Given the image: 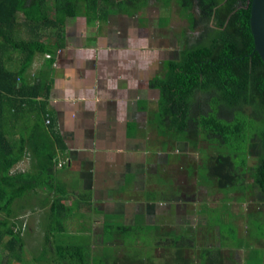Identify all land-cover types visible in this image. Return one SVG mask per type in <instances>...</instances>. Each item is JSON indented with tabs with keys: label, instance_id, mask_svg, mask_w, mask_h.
Instances as JSON below:
<instances>
[{
	"label": "trees",
	"instance_id": "trees-1",
	"mask_svg": "<svg viewBox=\"0 0 264 264\" xmlns=\"http://www.w3.org/2000/svg\"><path fill=\"white\" fill-rule=\"evenodd\" d=\"M150 1L0 0V264L6 252L14 260L23 261L26 245L23 232L27 225H22L19 212L23 209L16 203L39 189L51 190L54 182L55 141L61 142L58 138L49 142L44 133L39 135L47 111L45 102L34 101L39 96L47 97L48 87L39 88L26 78L37 54L53 53L54 47L62 44V35L54 42L45 33L61 34L69 18L82 14L101 16L100 10L107 6L140 10ZM154 1L166 9L177 2L188 20L189 30L198 32L193 42L183 48L180 58L167 68L165 77L152 84L160 92L161 134L169 133L167 137L175 143L179 142L176 138L179 133L195 144L194 149L203 148L207 184L225 192L229 187H238L242 197L249 195L247 190L255 186L262 194L259 202L263 205L264 62L255 50L248 0ZM237 3L242 6L238 8ZM22 33L25 38L20 36ZM15 63L14 69L11 66ZM30 104L39 105L41 112L29 139L21 136L19 142L12 136V130H7V123ZM203 143L213 152L209 153ZM28 150L40 160L37 173L13 171ZM251 158L256 162L253 166L249 165ZM248 172L253 184L246 182ZM212 209L209 207L208 215ZM256 213L259 228H249L244 221L243 238L247 240L241 247L224 243V240L214 245L208 238L199 243L193 233L187 240L183 236L192 230L183 229L172 243L162 244V253L155 258L147 253L143 243L133 241L137 225H122L117 233L124 247L132 251L126 250V255L117 262L108 254L99 264H155L156 259L162 264H239L236 246L242 250L245 246L248 248L244 264H264V247L258 245L259 241L264 242V227L259 223L264 211L260 208ZM69 214L70 209L62 199L54 197L38 262L94 264L89 246L58 237L67 231L65 220ZM221 222L207 221V224L211 231L218 226L220 233L226 234L222 226L227 221ZM236 226L238 230V221ZM114 228L110 222L104 225V236L109 239L114 236ZM233 233L234 238L239 236L242 240L238 231ZM162 234H158L159 240H163ZM249 238L251 244L247 243Z\"/></svg>",
	"mask_w": 264,
	"mask_h": 264
},
{
	"label": "crops",
	"instance_id": "crops-1",
	"mask_svg": "<svg viewBox=\"0 0 264 264\" xmlns=\"http://www.w3.org/2000/svg\"><path fill=\"white\" fill-rule=\"evenodd\" d=\"M165 10L154 0L140 10L107 6L101 16L69 18L61 34L45 33L54 42L62 35V44L53 53L37 54L26 78L48 87L47 97L34 100L45 102L47 111L39 135L61 144L55 141L51 190L42 188L18 201L20 218L27 216L28 206H36L40 221H50L54 197L70 209L65 221H93V228L102 231L113 221L157 226L181 215V200L166 192L172 186L169 173L184 167V155L159 130L160 92L152 84L189 45V24L184 13L175 17ZM164 13L168 23H163ZM40 112L39 105L30 104L8 121L16 141L29 139ZM39 161L28 150L13 171L36 174ZM169 201L179 208L169 209ZM34 214L26 220L38 221ZM103 238L109 239L104 232L99 241ZM111 240L118 244L116 235ZM120 243L117 251L124 247Z\"/></svg>",
	"mask_w": 264,
	"mask_h": 264
},
{
	"label": "rangeland",
	"instance_id": "rangeland-1",
	"mask_svg": "<svg viewBox=\"0 0 264 264\" xmlns=\"http://www.w3.org/2000/svg\"><path fill=\"white\" fill-rule=\"evenodd\" d=\"M168 11V10H165ZM165 16H163V23H168L170 21V16L168 13H164ZM175 16V15H174ZM178 17V16H175ZM174 18V17H172ZM179 21V19H177ZM193 35V33L191 34ZM197 35V34H195ZM21 37L25 38V35L22 33L20 35ZM192 41H190L191 43ZM158 114L157 113V119H158ZM164 132L166 130L164 129ZM167 133L164 134L167 137ZM176 138H178V141L181 142L179 143H173L174 145L178 146L181 154L184 155L182 156V162H183V168H178V167H173V169L170 171V176L172 179V186L170 189H167L166 196L167 197H178L181 195V192L183 190L187 189L191 196L194 195V201H197L194 203V201L188 202V198H185L184 201H181L183 205H185V208L187 206L189 207V210L191 211L190 214L192 215L195 214V211L203 217L207 218V221H216V223H219L221 221H227L224 226H222L225 230L223 233L226 234H221V239L219 238V233H216V239L212 241V244L218 245L219 242H222L224 240V243H228L230 245H237L240 246V244L245 243L247 238H243L246 234L245 232V224L244 221L248 223L249 228H254L258 229L259 224L257 223L256 217H257V210L262 208L264 211V204L261 205L259 200L260 197H262V194L260 190L253 186V188H250L249 191V196L248 194L242 197V193L238 187H229L228 191H222L217 189L216 187L210 186L209 184L206 183L207 180V174L208 170L205 168V159H204V153H203V148L200 149V151L196 150L193 148V145H195L192 141H188L187 139L184 138V135H179V133L176 135ZM170 139V137H169ZM185 141V142H183ZM204 147H206L207 150H209V153H212L213 150L209 149V146L207 144H204ZM199 147H201V144H199ZM255 159L251 158L249 159V165L253 166L255 165ZM19 170V169H17ZM246 182L248 184H253V180L250 178L251 175L248 172L246 174ZM238 189V190H236ZM246 198V199H244ZM185 203V204H184ZM181 204V205H182ZM190 204H194L190 205ZM182 205V208L184 206ZM210 208H214L211 210L210 213ZM28 210L24 211V214H27L26 217L20 218L22 225L26 224V229L23 232V235L25 237V251L23 254V261L18 262L14 260V258L10 257L8 252H6L3 256V260L1 264H46V261L43 262H38L39 256L41 254V247L44 246L45 244V232H46V226H47V220L46 221H40L41 216H38V212L36 210V206H28ZM32 208V209H31ZM169 209H177L178 205H176L175 202H170L169 201ZM197 208V209H196ZM35 210V211H34ZM253 212V213H252ZM36 214L37 220L38 221H27L26 219H29L33 214ZM183 213V212H182ZM189 213V211L187 212ZM249 213H251L249 215ZM34 214V215H35ZM252 215V216H251ZM185 216H182L179 219V217H174L172 221H168V225L165 224L162 229H165L167 231H172L175 230L177 232H180L184 228L187 227V225L184 223L185 221ZM198 219V215H196ZM237 221H238V226L239 229L237 230ZM263 221V222H261ZM114 222V230L115 233L114 236L116 235L117 239L119 240L117 245H122L120 243L122 241L121 237L119 236L120 234L117 233L119 231L117 228L122 225V221H113ZM197 222V221H196ZM200 222V221H198ZM261 227H264V214L260 216V221H259ZM93 221H67L66 222V227L67 231L63 234H58V237L61 239H68L70 241H75L77 243H82L84 246H89L90 247V252L92 254V257L94 256V264H99L101 261L105 260V255L109 254V256L114 259H122L121 257V248L117 251L116 248V240H111L114 236L110 237V239L103 240L100 242L99 237L102 235L103 231L102 228L97 227L93 228L92 226ZM196 224V223H195ZM138 228V234L133 233L135 238H133V241L136 243L139 241L140 244L143 243V247H145V250L147 251L148 254L153 253L155 249V244L159 238L158 234L161 233L159 228L157 226H147L144 221H138L136 224ZM201 225V224H200ZM220 225H223L222 222ZM217 227H215L216 229ZM94 230V231H93ZM218 230V229H216ZM238 231L239 235L242 237L241 238L238 236L237 239L234 238V233ZM92 232L94 233V236L92 235ZM218 232V231H217ZM118 235V236H117ZM176 235V233L169 232L168 234H162L161 238L163 240L170 241L171 236ZM256 235V234H255ZM96 237V239H95ZM224 238V239H223ZM210 240H212L209 237ZM201 240V237L199 238V241ZM110 241V242H109ZM252 239L249 238L247 243L251 244ZM261 246H264L263 241H259V244ZM238 250V256L240 263L239 264H244L245 260L248 257L247 253V247H244V250L237 248ZM241 247V246H240ZM247 248V249H246ZM126 250L132 251L128 247H124V256L126 255ZM162 252L160 251L157 256L159 257ZM102 256L104 255V258ZM155 264H162L160 260L156 259ZM138 263V261H137ZM48 264H54L51 261H49Z\"/></svg>",
	"mask_w": 264,
	"mask_h": 264
},
{
	"label": "flooded vegetation",
	"instance_id": "flooded-vegetation-1",
	"mask_svg": "<svg viewBox=\"0 0 264 264\" xmlns=\"http://www.w3.org/2000/svg\"><path fill=\"white\" fill-rule=\"evenodd\" d=\"M249 1V0H248ZM237 5H238V8H240L241 6H242V4L241 3H237ZM167 10H168V12L172 15V16H174V15H179L180 13H184L183 12V9L182 8H180V6L178 5V3L177 2H174V3H171V5H170V7L169 8H167ZM193 12H195L196 11V7H194V9L192 10ZM193 33V35H191ZM187 39H186V43L187 44H189L190 43V41H192L193 42V40L197 37V35H195V34H198V32L197 31H190L189 30V28H188V30H187ZM193 194V193H192ZM192 194H190V192H188L187 191V189H185V190H183V192H181V195L180 196H178L177 198L179 199V200H181V201H184V199L185 198H188V202H190V201H194L195 199H194V195L193 196H191ZM195 202H197V201H194V203ZM185 204V203H184ZM183 205V204H182ZM190 205H194V204H190ZM184 206V208H183V210H182V212H181V215H177L176 214V217H179V219H182V218H180V217H182V216H185L184 218H185V221L186 222H184L186 225H187V227L186 228H184V229H186V230H192V231H187V233H189L187 236H183L184 237V239H187V237L188 236H190L192 233L193 234H195L196 235V237H197V240H198V242L200 243L201 242V240L203 239V238H208L209 239V237L212 239V241L213 240H215L216 239V233H219V238L221 239V233H220V231H219V228H218V226H216L217 228L216 229H218V230H210L209 229V225L207 224V218L206 217H203V216H201V215H198V219H197V217H196V213L195 214H192L191 216L190 215H188V214H190L191 213V211L189 210V207L187 206V208H185V205H183ZM179 208V207H178ZM177 208V209H178ZM214 209V208H213ZM189 211V213H187ZM196 212V211H195ZM197 221V222H196ZM198 221H200V222H198ZM209 221V220H208ZM196 223V224H195ZM165 224H167L168 225V221H162V222H160L159 224H157V227L160 229V232L161 233H164V234H168L169 232H173V231H175V230H172V231H167V230H165V229H162V227H164V225ZM201 224V225H200ZM218 231V232H217ZM182 232V230L180 231V232H177V231H175V233H176V235H174V236H171V240L170 241H167V240H157V242H156V244H155V249H154V255H155V257L157 256V253L158 252H160L161 250H162V248H163V246H162V244H166V245H168V243H172L175 239H177L178 237H180L181 235H180V233ZM201 237V240L199 241V238ZM188 240V239H187ZM220 243V242H219ZM159 245V246H158ZM121 247V246H120ZM122 251H123V253H124V248L123 249H121Z\"/></svg>",
	"mask_w": 264,
	"mask_h": 264
},
{
	"label": "water",
	"instance_id": "water-1",
	"mask_svg": "<svg viewBox=\"0 0 264 264\" xmlns=\"http://www.w3.org/2000/svg\"><path fill=\"white\" fill-rule=\"evenodd\" d=\"M250 27L254 38L255 50L264 62V0H249Z\"/></svg>",
	"mask_w": 264,
	"mask_h": 264
},
{
	"label": "built area",
	"instance_id": "built-area-1",
	"mask_svg": "<svg viewBox=\"0 0 264 264\" xmlns=\"http://www.w3.org/2000/svg\"><path fill=\"white\" fill-rule=\"evenodd\" d=\"M49 122V121H48Z\"/></svg>",
	"mask_w": 264,
	"mask_h": 264
}]
</instances>
